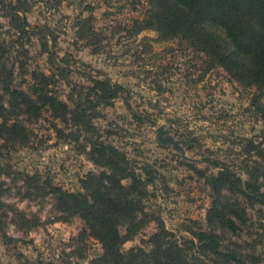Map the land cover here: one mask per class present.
<instances>
[{"label": "rangeland", "instance_id": "obj_1", "mask_svg": "<svg viewBox=\"0 0 264 264\" xmlns=\"http://www.w3.org/2000/svg\"><path fill=\"white\" fill-rule=\"evenodd\" d=\"M1 1L16 0H0V7ZM25 2L27 10L19 15L28 23L27 33L18 32L0 10V44L7 47L15 83L29 81L32 71L55 73L57 91L70 107L73 87L89 86L93 78H109L122 85L119 98L99 108L101 116L93 121L96 129L137 167L148 166L156 174L148 186V213L160 218L177 237H189L182 228L190 220L205 228L211 190L197 171L216 173L212 162L219 161L245 179L241 166L248 157L249 141L264 149V121L249 105L254 89L233 81L220 67L207 69L204 56L180 38L160 41L151 30L136 34V23L148 8L146 0ZM86 18H90V31L81 39L78 23ZM57 67L66 69L69 84ZM160 125L175 140L190 142L182 146L183 153L158 142ZM30 127V144L11 151L0 164L73 192L80 190V180L88 173L100 171L82 152L84 132L76 142L70 137L72 126H65L48 111ZM250 155L256 158L254 152ZM13 178H1L11 187L4 199L39 217L41 224L26 234L9 226L7 235L12 241L0 234V264H94L100 245L91 238L79 247L71 241L84 228L83 221L78 217L54 221L48 198L44 202L20 198ZM247 212L251 235L244 231L241 240L257 243L253 253L264 264V219L257 206ZM155 230L156 223L150 222L124 244V250L146 246L143 241Z\"/></svg>", "mask_w": 264, "mask_h": 264}, {"label": "trees", "instance_id": "obj_2", "mask_svg": "<svg viewBox=\"0 0 264 264\" xmlns=\"http://www.w3.org/2000/svg\"><path fill=\"white\" fill-rule=\"evenodd\" d=\"M146 1V14L134 32L151 30L160 41L180 38L187 42L204 56L207 69L220 67L233 81L254 89L249 105L264 121V0ZM1 2L0 10L13 27L27 33L28 23L19 15L27 10L25 0ZM89 21L86 18L78 23L79 38L88 37ZM43 46L51 58L52 53ZM58 73L69 84L66 69L59 67ZM58 80L55 73L32 71L29 81L22 79L16 84L7 47L0 44V159L27 147L30 126L48 111L65 126H72L70 137L76 142L84 132L82 152L100 171L88 173L80 180V190L73 192L0 164L1 236L12 241L7 235L9 226L26 234L41 224L39 217L4 199L11 187L1 178L13 175L20 198L40 202L48 198L54 221L68 222L75 217L83 221L84 228L71 241L79 247L90 238L95 240L101 253L94 264H260L253 253L257 243L241 240L244 231L251 235L248 208L257 206L264 219V149L260 145L249 141L248 157L241 166L245 179L219 161L212 162L216 173L197 171L211 190L206 227L190 220V225L182 228L189 237H177L160 218L146 211L148 186L156 174L148 166L137 167L124 151L104 139L93 123L101 116L99 108L111 106L124 92L122 85L109 78H93L89 86L73 87L70 107L57 91ZM133 116L141 120L137 114ZM18 181L22 185L17 186ZM150 222L156 223V230L143 241L146 246L124 250V244Z\"/></svg>", "mask_w": 264, "mask_h": 264}, {"label": "water", "instance_id": "obj_3", "mask_svg": "<svg viewBox=\"0 0 264 264\" xmlns=\"http://www.w3.org/2000/svg\"><path fill=\"white\" fill-rule=\"evenodd\" d=\"M156 133H157V139L158 142L161 145H172L174 147H176V149L178 151H180L181 153H183L182 150V146L180 144H184V146L189 145V141H179V140H175L173 138V136L171 135V131L166 129L164 127V125H160L157 129H156Z\"/></svg>", "mask_w": 264, "mask_h": 264}, {"label": "flooded vegetation", "instance_id": "obj_4", "mask_svg": "<svg viewBox=\"0 0 264 264\" xmlns=\"http://www.w3.org/2000/svg\"><path fill=\"white\" fill-rule=\"evenodd\" d=\"M179 141H183V140H179ZM181 146H184V144L182 145V144H180Z\"/></svg>", "mask_w": 264, "mask_h": 264}]
</instances>
